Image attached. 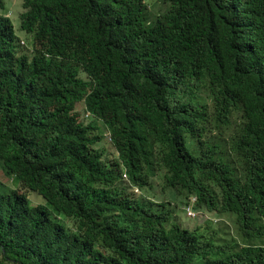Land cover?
<instances>
[{"label":"trees","instance_id":"1","mask_svg":"<svg viewBox=\"0 0 264 264\" xmlns=\"http://www.w3.org/2000/svg\"><path fill=\"white\" fill-rule=\"evenodd\" d=\"M148 1L23 0L31 53L0 13V264H264V0Z\"/></svg>","mask_w":264,"mask_h":264},{"label":"rangeland","instance_id":"2","mask_svg":"<svg viewBox=\"0 0 264 264\" xmlns=\"http://www.w3.org/2000/svg\"><path fill=\"white\" fill-rule=\"evenodd\" d=\"M23 0H6L3 8L0 7V13H4L8 15L15 26L16 33L19 37H21V41H25L24 47L26 51L31 53V50L33 48V38L31 35H28L24 30L21 29V19H20V13L23 11L22 6ZM148 4L150 5V13L151 17L155 18L157 14L164 12L168 9L169 5L164 3L160 0H149ZM22 44V43H21ZM21 52L23 50L21 49ZM82 77H86L85 74L82 73ZM76 111L80 115V119H84L86 123H89L93 120L92 117L85 118L86 109L83 102L77 103ZM105 127H101L100 131H104ZM96 147H99L103 149L105 152V158H107L110 161H114L117 158V152L114 148L113 144L106 139V137H103L101 141L96 143ZM153 181L155 183V187L150 189L149 191L143 190L142 194L146 195L147 197L156 200L158 203H169L168 206L174 209V215L175 217L185 226L189 227H195L196 225H205L209 219L213 220L212 225L207 230V235L209 236L212 233H217L219 236L227 237L228 234L226 232H230L231 236L234 235L235 238L241 239L238 237L237 232V223H235L234 218H224L225 220H228L230 224L232 225V228H227L225 226V222L217 221V217L213 213H206L200 209H195L197 216L192 217L190 216L186 210V201L188 199L186 198V195L178 189H170L168 188L165 192L162 191L161 186L158 184V178L156 176H153ZM0 181L7 187H13L16 186V183L8 177V175L3 171L2 163L0 162ZM28 197L32 204H40L44 203V199L42 196H40L37 193L31 192L28 194ZM217 221V222H216ZM68 222V221H67ZM69 223V222H68Z\"/></svg>","mask_w":264,"mask_h":264},{"label":"built area","instance_id":"3","mask_svg":"<svg viewBox=\"0 0 264 264\" xmlns=\"http://www.w3.org/2000/svg\"><path fill=\"white\" fill-rule=\"evenodd\" d=\"M109 140H111L110 136H109ZM126 176L127 175L125 174V177ZM136 190L139 191L138 188H136ZM195 201H196V197H193L191 202L185 207L186 212L192 217H195L197 215L196 211L194 210V206H193Z\"/></svg>","mask_w":264,"mask_h":264},{"label":"clouds","instance_id":"4","mask_svg":"<svg viewBox=\"0 0 264 264\" xmlns=\"http://www.w3.org/2000/svg\"><path fill=\"white\" fill-rule=\"evenodd\" d=\"M22 42H24V41H22ZM92 116V114L88 111V110H86V114H85V118H89V117H91ZM109 136H110V133H106L105 134V137H106V139L108 140V141H111V140H109ZM139 189V188H138ZM137 191V190H136ZM140 191V190H139ZM138 192V191H137ZM193 197H196V200H197V196L196 195H191L190 197H189V203L191 202V200H192V198ZM196 202V201H195ZM194 202V203H195ZM188 205V204H187ZM186 207V206H185ZM195 210V209H194ZM197 216V215H196Z\"/></svg>","mask_w":264,"mask_h":264}]
</instances>
